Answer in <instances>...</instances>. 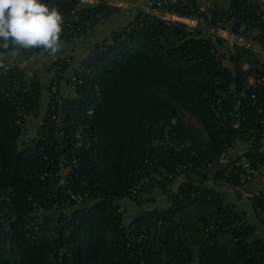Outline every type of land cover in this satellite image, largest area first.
I'll return each mask as SVG.
<instances>
[{
  "label": "trees",
  "instance_id": "16d2710c",
  "mask_svg": "<svg viewBox=\"0 0 264 264\" xmlns=\"http://www.w3.org/2000/svg\"><path fill=\"white\" fill-rule=\"evenodd\" d=\"M61 2L88 14L100 10L105 15L112 9L105 2ZM173 8L181 16L194 15L198 22L252 36L264 47V17L256 1L230 0L207 11L198 0H178ZM61 37L69 38L67 31ZM228 42L199 24L139 11L130 23L97 42L73 71L81 80L65 97L61 139L51 117L55 100L42 105L39 78L32 77L28 88L14 90L11 84L18 73L24 83L29 78L20 66L7 73L0 66V264H137L128 244L132 231H125L132 223L137 224L132 228L136 236L144 225L151 233L133 240L135 250L143 245L145 264H264V234L257 235L251 221L243 229L233 225L246 213L227 201L218 186L227 184L220 180L240 181L249 174L243 154L252 165L264 159L258 110L264 103L263 84L247 88L242 100V110L258 132L245 137L243 154L230 150L233 130L222 118L234 115L245 73L261 75L257 62H264L252 47ZM4 51L0 48V55ZM60 60L66 70L69 61ZM22 104L27 106L25 129L16 122ZM31 114L40 119L32 129L27 125ZM82 124L92 142L78 154L73 142ZM60 142L68 146L59 152ZM158 149V165L174 176L154 181L146 197L129 194L145 157ZM227 149L226 163L220 156ZM61 152L78 154L74 186L91 197L81 205L53 209L57 193L43 172L48 160ZM206 163L212 164L213 184L202 171ZM159 190L165 195L162 202H156ZM251 202L257 215L259 209L264 212V190ZM35 216L37 229L30 224ZM55 216L59 223L53 222ZM261 220L264 224V216ZM214 221L220 226L209 229Z\"/></svg>",
  "mask_w": 264,
  "mask_h": 264
},
{
  "label": "built area",
  "instance_id": "2783aa9c",
  "mask_svg": "<svg viewBox=\"0 0 264 264\" xmlns=\"http://www.w3.org/2000/svg\"><path fill=\"white\" fill-rule=\"evenodd\" d=\"M83 2H95L94 0H81ZM256 1L258 4V12L261 13L264 17V0H251ZM41 3L46 4L49 6V8L56 7L59 12L63 16V31H67V34L72 39H78L82 33L84 28H88L92 24H94L101 16H103V12L100 10L94 11L90 14L88 13H82L78 8L72 6V5H64L61 0H40ZM175 2H178V0H151L150 1V7L152 8L150 11L154 12V9H161V7H164L167 12V14H160L166 19L169 20H179L187 22L191 26H197L198 19L194 16H181L178 13L174 11L173 4ZM168 14H172V16H169ZM120 28V27H119ZM117 28L116 30H118ZM61 34V36H62ZM243 37H239L240 40H242ZM61 57L54 58L52 60V67H51V73L52 77L49 83V86L47 88V94L49 97V101H51V98H53L55 101H53V104L50 105V108H52L51 111V117L53 118L56 129L55 134L56 136L61 139L63 138L64 133V126L66 124V111H65V97L70 96V94H73L76 83L80 81L78 74L71 73L67 75L66 70L64 69L63 62L60 60ZM67 61L70 60V58H66ZM1 70L4 73H7L9 70H12L13 68L19 67L18 63L15 60L11 61H2L1 62ZM258 69L261 71V75H256L253 72H246L245 73V82L244 86L236 92L237 99L233 104V111L234 115L232 117L224 116L222 118V121L225 122V124L233 130V140L231 143L234 145L233 148H235V144L239 140L244 141L246 136H255V134L258 132V129L254 125V121L247 117V115L242 110V100L244 97L248 95L247 88L251 86H257V85H264V65L257 62ZM31 79H27V82L24 83L23 78L21 77V73H18L17 77L14 79L13 83L11 84V88L14 90H19L22 85H25V88L30 87ZM66 87V92L61 93V90L63 87ZM9 87V95L10 89ZM255 90L252 92L251 97L255 96ZM11 97V96H10ZM57 103V104H56ZM48 108V106H47ZM260 117L259 122L262 126V130L264 132V103H261L259 108ZM92 111V110H91ZM18 117L16 119V122L22 126L23 129L26 128V115H27V106L25 105H19L17 108ZM173 122L176 121V119H172ZM171 126H168L165 128V139L167 142L171 139ZM86 128L82 124L79 130L76 133V140L73 142L77 148L78 154L80 153L82 147L86 146L89 147L92 142V136L89 134H85ZM172 133H176L175 130H172ZM63 146H68L67 142H60V145L57 147V149L60 152V149ZM232 147L230 148L233 149ZM247 147H244L241 149L240 153L243 154L244 150H246ZM230 150L227 149L222 152L220 156V160L222 162H228L230 160ZM62 151V150H61ZM76 153H74L72 156H69L65 154L64 152H61L60 155L51 157L46 165V170L43 172V176H49L50 181L53 186L54 193H57V197L55 201L53 202V209H56L60 206V204H71L74 206V204L81 205L84 203L87 199H90L91 194L88 191L81 192L78 191L74 186V175H72V172L76 170L78 163V157ZM161 160L160 157V150H151L150 153L145 157L144 162L142 166L137 171V178L135 181L130 185L128 192L129 194H132L134 196L138 195V192L142 193L140 197L147 196V193L145 190L150 187V185L157 181L158 183L163 182L166 178L165 176L173 177L174 173L173 171H169L166 167H160L158 165V162ZM241 161L243 162V165L246 167L249 174H243L240 181H231V182H224L223 180H220V183H227L228 185H231L242 197L248 198L251 201L254 200V197L257 193H259L260 189H253L250 187V183L252 182V179L254 176H256L259 173L264 172V159L262 162H258L256 165H252L250 160L243 154ZM212 167L211 163H206L205 166L202 168V171L206 173V176H208V180H215L212 176V170L210 169ZM177 170L179 172L182 171L181 167L178 166ZM78 174V171L76 172ZM57 177V178H55ZM248 177H252V179H248ZM44 212L45 210L42 209ZM66 210H68V206L66 207ZM258 215L261 219H263L264 212L262 209L258 210ZM38 217V214H37ZM31 218L30 224L37 229V226L34 225L35 221L37 219ZM54 223H59V217H54L53 219ZM60 222H63L61 220ZM250 222L249 218L247 216H244L241 214L239 219L233 220V225H236L239 227V229H243L244 226L248 225ZM220 226V224L216 221L212 222L209 225V229H216ZM132 228L137 229V224L132 223L131 226H127L125 228L126 232L132 231V236L129 241L130 253L133 255L135 262L137 264H145L146 261L142 257L143 255V245H139L138 249L135 250L136 243L133 241L137 239V241L143 240L144 237L151 234L148 232L146 225L142 226L143 231L140 232L139 236H136V234L133 232ZM137 254L140 255L137 256Z\"/></svg>",
  "mask_w": 264,
  "mask_h": 264
},
{
  "label": "crops",
  "instance_id": "0c3cea01",
  "mask_svg": "<svg viewBox=\"0 0 264 264\" xmlns=\"http://www.w3.org/2000/svg\"><path fill=\"white\" fill-rule=\"evenodd\" d=\"M95 2H105L112 9L105 15L101 16L94 24L86 28L82 35L78 39L64 38L63 49L58 52L55 56H49L40 49L31 50H19L18 55L15 57L11 56V49L5 50L0 55V61H11L15 60L18 65L22 68L23 72L28 78L37 76L40 82L43 84L42 89V102L43 106L49 100L47 94V88L49 86L52 77V60L57 57L70 58L69 64L66 69L67 75L73 73V71L79 67L82 61L87 57L91 48L99 41L108 38L113 30L119 28L120 26L126 25L132 21L136 14L141 10L150 11L151 0H94ZM201 3V7L204 10L210 11V7L218 4L220 6L228 5L230 0H198ZM154 12L158 14H167L166 11L162 9H154ZM172 16V14H168ZM199 25L208 33L218 34L223 36L228 43H239L252 47L258 53L261 60L264 62V47L257 41L253 39L252 36H245L237 34L230 30L228 27H216L210 26L205 21L198 22ZM243 37L242 40L239 37ZM229 62V61H227ZM65 87V86H64ZM66 88V87H65ZM42 106V109L44 108ZM40 122L34 114L27 117V125L32 128L35 127ZM248 145L247 141H238L235 144L233 151H241L244 147ZM213 184V182L211 181ZM219 189L223 192L224 197L227 201L233 202L236 206L244 210L246 216L255 225V230L257 235L264 234V224L260 217L257 215L253 204L250 199L242 197L231 185L219 184ZM250 187L253 189L264 190V172L257 174L253 177ZM160 191V190H159ZM155 192L157 199L156 202H162L165 195L160 191ZM129 205V204H128ZM129 206H133L130 203Z\"/></svg>",
  "mask_w": 264,
  "mask_h": 264
},
{
  "label": "clouds",
  "instance_id": "9594fccd",
  "mask_svg": "<svg viewBox=\"0 0 264 264\" xmlns=\"http://www.w3.org/2000/svg\"><path fill=\"white\" fill-rule=\"evenodd\" d=\"M62 25L59 10L40 0H0V48L13 57L31 49L55 56L64 47Z\"/></svg>",
  "mask_w": 264,
  "mask_h": 264
},
{
  "label": "rangeland",
  "instance_id": "374dc122",
  "mask_svg": "<svg viewBox=\"0 0 264 264\" xmlns=\"http://www.w3.org/2000/svg\"><path fill=\"white\" fill-rule=\"evenodd\" d=\"M30 127H31V126H30ZM32 128H35V127H32ZM32 128H31V129H32Z\"/></svg>",
  "mask_w": 264,
  "mask_h": 264
}]
</instances>
